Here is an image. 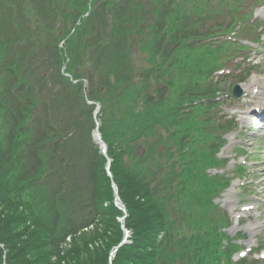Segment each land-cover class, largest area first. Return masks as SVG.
Masks as SVG:
<instances>
[{"label":"trees","instance_id":"16d2710c","mask_svg":"<svg viewBox=\"0 0 264 264\" xmlns=\"http://www.w3.org/2000/svg\"><path fill=\"white\" fill-rule=\"evenodd\" d=\"M42 28L49 29L42 26L39 29ZM2 68L9 69L7 66ZM185 93L186 90L179 92L181 104L192 97ZM6 98L10 100V97ZM139 98L131 101L132 106L137 105ZM125 100L126 96L116 97L112 108L118 110ZM151 100L150 97L145 99L142 110L138 108L136 114L129 107L123 113H118L119 122L114 133L103 131V138L109 146L108 156L112 159V178L128 216L124 226L131 234V244L120 247L111 264H157L158 249L155 242L164 224L158 201L154 197L157 192H149V183L141 179L137 170H131L134 172L132 175L131 171L123 169L121 155H117L112 147L124 134L125 139H140L143 132L148 130L149 134L151 126H164L171 110L163 99L158 104ZM5 103L6 100L1 110L9 113L7 135L10 141L9 156L13 157L16 154L14 144L19 141L18 146H21L18 129L25 107L33 108L36 102L28 97L24 104L18 98L13 103H7L8 106ZM44 116L46 120V112ZM34 151L30 150L25 160L13 165L11 158L5 156L3 160L0 157V264H109V254L121 242L123 232L117 221L122 214L113 206V192L103 172L104 160L96 159L93 173L94 202L103 213L101 226L90 233L77 235L75 230L72 231L70 222V225H61L62 210L57 206V203L63 206L59 198L60 191L51 202L40 195L43 188H30L46 162L45 157ZM69 235L72 243L68 248H63L65 238ZM192 258L201 264L198 253H193Z\"/></svg>","mask_w":264,"mask_h":264},{"label":"rangeland","instance_id":"374dc122","mask_svg":"<svg viewBox=\"0 0 264 264\" xmlns=\"http://www.w3.org/2000/svg\"><path fill=\"white\" fill-rule=\"evenodd\" d=\"M134 3L135 2H133V4ZM139 3L141 5L142 11L136 15L135 19L133 20V23H135L137 16H143L144 20L136 25L139 28L143 27V30L141 32V35H136L131 33L126 34L125 39H127V45H126L127 50L125 54H122V56H125L126 58L125 64L130 74L134 70L135 71L140 70L145 66V64L141 61V57H143L145 54L142 51H140L138 49L139 46L134 45V43L136 40H141L142 37L144 39L145 34L148 33V29L154 23V16L150 14V12L153 10V4H154L153 1L139 0ZM255 3L256 2H249V4L246 6L243 12L247 13L250 9L254 8ZM58 4L59 7H64L65 0H58ZM31 5H32L31 0H0V40L2 39L4 33H7V35H13V39L11 42L12 45H10L12 46V48H13V44L16 43L14 39L18 38L14 33L21 35L24 34V30L26 31V33H28V29H27L28 24H26L25 27H22L20 29L18 28V25L21 23L20 21L28 20L29 18L33 17L32 12L30 11ZM18 7L24 9V11L21 13V17L19 20L18 18L20 16V9ZM16 8L19 9L17 19L12 18L13 11ZM58 19L62 23V19L60 17ZM106 19H107V24L113 23L110 22L108 16H106ZM123 19L126 18L121 17V20ZM254 19H257V21H259L260 23L264 22V5L262 8L260 9L257 8L254 10ZM221 21L227 22L225 17L215 15L213 18H207L202 28L203 29L208 28L211 25L220 23ZM257 35L262 36V40H263L262 43L264 44V31L263 32H261V30L253 31V35L248 38L252 39ZM220 40L228 41V38L222 36ZM245 40L246 37H243L237 39L236 42H238V45H242V44L244 45ZM131 44H133V46L130 50ZM250 48L252 49L240 53L242 55L248 54V58L246 59V62L242 60L241 55L237 54V56H234L235 50L229 51L228 52L229 58L228 60L225 61L224 67L222 68L227 70L226 72L230 73V77L228 79L231 81L232 84L234 85L239 84L241 86V90L243 86H247L248 88L246 90H242V98L240 99L241 102L239 104L227 103L221 108L222 115L233 116L235 114L238 117L237 121H239L240 128L242 129L241 131L238 130L237 132L231 133L228 136L230 143L228 146H226L225 151L221 152L220 154L222 158L226 159V161L228 160L227 167L226 168L224 167L219 170H211L209 172V175L214 176L215 174H225L228 177H232L233 166L235 164L238 165L241 164L243 160L246 161L245 164L246 166L244 167L246 176L243 177L244 178L247 177L248 183L253 185L249 188H245L246 194H252L254 196H257L258 199H260V201L263 203L260 212L261 214L255 215V213H252L251 216L248 217L250 213L248 214L245 213L244 215L246 216V218L244 220H241L238 226H235L236 230H233V227H231L227 230V233L229 237H233L237 233L242 232L241 237L243 238H241L238 241V243H240L241 247L243 248H245L246 246L252 247L253 253H250L248 257H250L249 259L252 258L257 259L259 252L264 251V248H262L260 251H257V249L260 246H264V160L261 161L260 163L258 162L259 160H261V158H264V146H263L264 142L261 139V134H260L263 127L258 120L259 114L257 113L259 112V109H262V108H258V104H259L258 102H260L262 99L260 95L263 93V89L257 84V82L259 78H264V61H262V59L264 58V48H257V46H250ZM108 52L109 51H105L104 53L108 54ZM12 53L13 50H11L9 46H7L6 48L0 46V65L9 63L10 59H14ZM221 55H224V52L221 53ZM71 56L73 60L72 72L75 75L81 76L83 74L82 68L84 67V65L87 64L93 65L91 60L87 59L86 57L84 62L83 48L81 45L77 46L75 44V48ZM113 56H116L115 60H117L118 58L117 52L114 49L111 50V57ZM107 60L108 59H103L104 62H106ZM48 64L49 63L46 64L45 72L43 71L41 72L44 73L45 78L39 79L38 86L40 87V89L49 90L48 93L49 99L50 101H54L55 98L54 96L51 95L52 92L51 88L55 85L64 86L63 84L64 81L59 78V72L57 71V66H58L57 63L56 62L55 64L52 63V66L50 68L48 67ZM237 66H238V71H235V68ZM88 72L92 74V69L88 68ZM96 72L98 73L99 69H96ZM1 76L2 75L0 74V92L2 91L4 86V78H2ZM9 83L10 81L7 82V84ZM69 95H72L70 89L67 93L62 95L61 99L68 100ZM242 99L245 100L243 101ZM134 108L137 109L138 106L136 105ZM256 109L257 112L253 113V111H255ZM60 111H61V116L60 118L57 119L59 123L63 122L66 118V115L62 114L64 108H59V112ZM6 122H7V111H3L0 109V157L3 160H5V155L8 152V144H9V141L6 138V133H7L5 129ZM89 139L90 138L88 137L86 131L84 130L80 131L76 136V138L74 139V141H71L70 143L65 145L63 149L64 156L61 159V160L67 159L71 161L70 165H73L75 168L74 172H77V177H76L77 181H75V183L81 184L79 186L80 187L79 199L81 201L83 200V197L86 194L85 183L89 181L90 178L89 172L87 173V171H90L89 157L90 155L92 157V150H90V148L88 147V144H90ZM234 148H240L247 152L250 151L251 155L250 157H243L241 155H237L236 153L237 149L235 151H232ZM151 149L153 151H156L157 147L154 144H152ZM131 163L132 161H130L129 159V165H131ZM61 164L65 165V161H63ZM60 175L61 173L60 174L58 173V176ZM65 176L69 177V174L65 173ZM240 181L241 180H239V178H236V180L232 183V187L230 188V190L216 201V203L220 204L221 208L225 209V212L228 213V216L230 218H233L232 217L233 214L240 213L239 205L247 204L249 203L250 200V197H248L247 195H245L244 197H240L241 196V192L239 191V186H240L239 184H241ZM242 181L245 180L243 179ZM49 191L55 192L54 181L49 183ZM92 212H93L92 208L90 209V212L87 211L86 213V212H82L81 208L78 207V211L75 212V219L78 223L83 222L85 219L91 216L90 214L89 216L88 213H92ZM205 221H207V219ZM96 225L99 226L98 223H96ZM233 225H234V220H233ZM259 225L260 228L258 227ZM177 233L180 236L186 235L187 239H189L192 232L191 229H189V226L185 225L182 229L177 231Z\"/></svg>","mask_w":264,"mask_h":264},{"label":"bare ground","instance_id":"6f19581e","mask_svg":"<svg viewBox=\"0 0 264 264\" xmlns=\"http://www.w3.org/2000/svg\"><path fill=\"white\" fill-rule=\"evenodd\" d=\"M262 84L264 85V79H262ZM244 88H246V87H244ZM264 96V95H263Z\"/></svg>","mask_w":264,"mask_h":264}]
</instances>
